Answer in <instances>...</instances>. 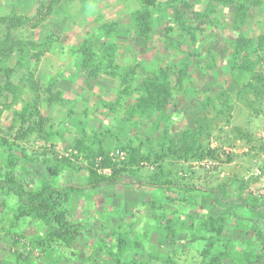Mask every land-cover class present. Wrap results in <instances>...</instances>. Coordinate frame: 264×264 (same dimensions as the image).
I'll use <instances>...</instances> for the list:
<instances>
[{"label": "rangeland", "instance_id": "rangeland-1", "mask_svg": "<svg viewBox=\"0 0 264 264\" xmlns=\"http://www.w3.org/2000/svg\"><path fill=\"white\" fill-rule=\"evenodd\" d=\"M112 175L264 206V0L0 2V180ZM61 210L70 242L0 189V264H264V218L203 192L117 184Z\"/></svg>", "mask_w": 264, "mask_h": 264}, {"label": "trees", "instance_id": "trees-1", "mask_svg": "<svg viewBox=\"0 0 264 264\" xmlns=\"http://www.w3.org/2000/svg\"><path fill=\"white\" fill-rule=\"evenodd\" d=\"M117 184H128L138 188H154L169 189L174 188L185 193L203 192L211 195L213 202L220 208L232 209L238 205L244 206L252 213H257L264 218V206L253 207L240 197H225L224 187L201 188L197 186H180L171 184H158L149 181L135 180L125 182L120 176L112 175L107 178L95 180L86 184H67L61 187L51 185L43 186L38 192L29 191L24 183L13 178L0 180V189L6 190L15 200L34 213L48 228H50L57 237L63 242L74 240L78 232L74 226L65 218L61 210L65 200L72 194L82 193L89 190L101 189L104 187L114 186ZM263 255L264 260V239H263ZM217 264L221 263L220 256L215 259ZM259 264V263H257Z\"/></svg>", "mask_w": 264, "mask_h": 264}, {"label": "crops", "instance_id": "crops-1", "mask_svg": "<svg viewBox=\"0 0 264 264\" xmlns=\"http://www.w3.org/2000/svg\"><path fill=\"white\" fill-rule=\"evenodd\" d=\"M8 1H16V0H8ZM0 2H4V0H0ZM95 2H97V1H95ZM203 79H205V78H208L207 80H209V73L206 75V76H203L202 77ZM193 84V83H192ZM192 86V85H191ZM207 87H208V84L206 85ZM208 90V89H207Z\"/></svg>", "mask_w": 264, "mask_h": 264}]
</instances>
